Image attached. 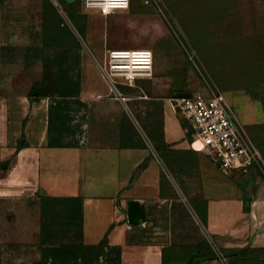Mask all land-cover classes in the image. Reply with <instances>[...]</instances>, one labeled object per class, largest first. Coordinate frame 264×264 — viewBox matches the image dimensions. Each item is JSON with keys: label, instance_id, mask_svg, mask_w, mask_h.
<instances>
[{"label": "rangeland", "instance_id": "rangeland-1", "mask_svg": "<svg viewBox=\"0 0 264 264\" xmlns=\"http://www.w3.org/2000/svg\"><path fill=\"white\" fill-rule=\"evenodd\" d=\"M69 13L81 17L83 28L87 17L94 18L95 27L106 28L100 62L105 77L103 56L110 48L148 47L158 41L166 44L172 62L170 78L160 81L158 95L139 97L149 93L148 80H142L135 87L118 85L127 99L113 100L124 109L123 130L129 135V146H146L161 172L160 190L147 199L149 216L137 222L126 242L162 244L164 264H226L242 247L220 246L216 236L241 245L243 235L237 227L248 209L247 182L264 186V175L259 169L249 175L224 173L198 155L172 95L177 90L221 92L239 127L245 122L242 109L246 106L240 100L232 102L229 93L248 95L264 109V0H129L127 9L108 15L84 11L82 0H0L4 92L25 91L47 98L50 141L58 145L77 141L81 125L77 119L84 115L83 108L89 109V103L78 99L85 37ZM166 82L171 84L169 90ZM165 102L180 123L168 140L163 131ZM252 104L259 119H264L260 105ZM1 119L3 112L0 146L11 165L0 176L6 190L0 192V264H123L121 246L108 239L97 245L83 243L79 197L43 193L33 184V176L25 183L26 192H19V147L1 142L5 133ZM243 128L264 153V124ZM258 175L263 181H258ZM227 217L234 223L233 236L225 232Z\"/></svg>", "mask_w": 264, "mask_h": 264}, {"label": "crops", "instance_id": "crops-1", "mask_svg": "<svg viewBox=\"0 0 264 264\" xmlns=\"http://www.w3.org/2000/svg\"><path fill=\"white\" fill-rule=\"evenodd\" d=\"M93 19L87 17L86 50L80 58L78 95L80 101L89 103L87 107L90 112L83 108L84 115L77 119L81 123L77 141L69 145L50 144V101L31 96L25 91L4 92V74L0 63V113L3 112L1 121L5 125L1 142L7 147H19L16 157L17 177L21 183L18 186L19 192H26L25 183L31 181L28 177L33 176V184L39 185L43 193L55 192L58 195L80 198L84 244H98L106 235L111 244L121 246L123 264H164L165 248L162 244L130 245L126 242L130 231L136 229L137 225L128 221V203L136 201L145 218L147 199L160 190L161 172L158 161L146 146H129V135L123 130L124 109L113 101L114 98L109 93V78L106 74V79L100 67L107 43V31L105 27H95ZM145 48L152 51V76L141 79L148 80L149 93L138 95L147 98L148 95H158L162 87L160 81L163 83L164 79L170 78L167 73L172 62L166 44L154 41ZM103 58L106 65V53ZM167 83L165 85L169 90L171 84ZM108 95L111 98H106ZM229 98L232 102L240 100L246 106L242 109V117L245 120L243 125L248 129L264 124V119H259L253 105L257 102L264 113L259 101L248 95L230 93ZM163 107V131L168 140L179 131L180 123L175 114L168 111L166 102ZM243 125L240 128L249 139ZM30 150L33 155L29 153ZM10 165L11 159L3 156L0 146V176L10 169ZM255 169L257 168L246 175L253 174ZM257 178L258 181H263L259 175ZM247 183L245 192L248 209L241 218L242 225L237 227L242 232L243 242L237 245L230 239L220 240L216 236L220 246L242 247V251L232 253L226 264H264V186H254L251 181ZM4 188L0 185V192L4 193ZM135 217L137 222L143 219ZM224 228L228 235H234L235 227L231 217L226 218ZM5 233L6 239H9V233ZM1 238L4 239V235ZM213 263L221 264L218 261Z\"/></svg>", "mask_w": 264, "mask_h": 264}, {"label": "built area", "instance_id": "built-area-1", "mask_svg": "<svg viewBox=\"0 0 264 264\" xmlns=\"http://www.w3.org/2000/svg\"><path fill=\"white\" fill-rule=\"evenodd\" d=\"M57 4L56 1H54ZM129 0H82L84 11L107 15L125 10ZM152 51L148 48L109 49L106 51V74L109 93L118 101L127 97L118 85L134 86L136 80L152 76ZM191 134L192 148L213 161L224 173H248L253 168L264 175L260 151L245 136L227 109L224 95L212 92L192 93L190 97L174 98Z\"/></svg>", "mask_w": 264, "mask_h": 264}, {"label": "water", "instance_id": "water-1", "mask_svg": "<svg viewBox=\"0 0 264 264\" xmlns=\"http://www.w3.org/2000/svg\"><path fill=\"white\" fill-rule=\"evenodd\" d=\"M65 1L66 3H70L73 0H65ZM172 96L173 98L190 97L191 91H179L174 93ZM127 212H128V221L131 224L137 223V219L135 216L144 218V212L136 201H129Z\"/></svg>", "mask_w": 264, "mask_h": 264}, {"label": "trees", "instance_id": "trees-1", "mask_svg": "<svg viewBox=\"0 0 264 264\" xmlns=\"http://www.w3.org/2000/svg\"><path fill=\"white\" fill-rule=\"evenodd\" d=\"M66 2V1H65ZM70 14V19H71V21H72V23H73V25L75 26V28L77 29V31L79 32V34L84 38L85 37V29L86 28H83L82 26H81V23L79 22V18H81L79 15H74V13H69ZM141 81V79H138V80H136V82L138 83V82H140ZM135 82V85L137 84ZM79 83H80V74H79ZM134 85V86H135ZM79 89H80V84H79ZM178 91H183V90H177L176 92H178ZM186 91V90H185ZM30 95H32V94H30ZM148 97H151V95H148L147 96V98ZM256 127V126H255ZM188 134H189V136L191 137V134H190V132L188 131ZM51 145H58V144H52V143H50ZM256 146V145H255ZM257 147V146H256ZM257 149L260 151V154H261V156H262V159H263V162H264V153H263V150L262 149H259L258 147H257ZM103 239H107V236L105 235V237L103 238ZM102 239V240H103ZM101 240V241H102ZM100 241V242H101ZM99 242V243H100ZM98 243V244H99ZM95 245H97V244H95Z\"/></svg>", "mask_w": 264, "mask_h": 264}, {"label": "bare ground", "instance_id": "bare-ground-1", "mask_svg": "<svg viewBox=\"0 0 264 264\" xmlns=\"http://www.w3.org/2000/svg\"><path fill=\"white\" fill-rule=\"evenodd\" d=\"M141 48H145V47H141ZM141 79H143V78H141ZM145 79V78H144ZM179 92V91H178ZM176 93V92H175ZM221 93V92H220ZM191 94H192V92H191ZM204 95H207V94H204ZM251 142V141H250ZM252 143V142H251ZM253 144V143H252ZM254 145V144H253ZM255 146V145H254ZM256 147V146H255ZM257 148V147H256ZM194 150V149H193ZM195 151V150H194Z\"/></svg>", "mask_w": 264, "mask_h": 264}]
</instances>
